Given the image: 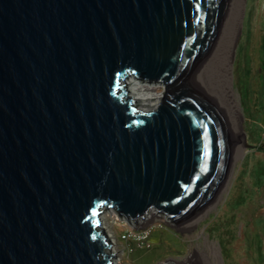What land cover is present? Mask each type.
<instances>
[{"label": "water", "instance_id": "95a60500", "mask_svg": "<svg viewBox=\"0 0 264 264\" xmlns=\"http://www.w3.org/2000/svg\"><path fill=\"white\" fill-rule=\"evenodd\" d=\"M226 1L0 0V264H114L106 210L140 229L208 202L229 133L192 74Z\"/></svg>", "mask_w": 264, "mask_h": 264}, {"label": "rangeland", "instance_id": "374dc122", "mask_svg": "<svg viewBox=\"0 0 264 264\" xmlns=\"http://www.w3.org/2000/svg\"><path fill=\"white\" fill-rule=\"evenodd\" d=\"M143 83L155 85L157 92H162L159 100L151 103L154 105L143 103L134 94L140 86L132 77L125 86L129 96L144 111H150L161 103L166 86ZM233 83L243 111L244 145L223 199L211 211H199L177 225L164 215L152 214L138 227L154 225L149 237L151 247L135 250L143 253L138 264H196V258L206 249L207 238L220 246L225 264H264V0H245L233 58ZM102 219L113 243L114 259L131 264L130 253L120 240L129 224L111 210H106Z\"/></svg>", "mask_w": 264, "mask_h": 264}, {"label": "bare ground", "instance_id": "6f19581e", "mask_svg": "<svg viewBox=\"0 0 264 264\" xmlns=\"http://www.w3.org/2000/svg\"><path fill=\"white\" fill-rule=\"evenodd\" d=\"M244 10L245 0L226 1L225 14L219 22L210 48L192 74V85L195 89L217 107L229 133L230 142V160L225 178L217 191L203 206L204 208L199 211L206 209L209 212L216 208L223 199L229 176L237 159L243 155V111L239 95L234 89L233 58L241 33ZM133 81L140 86L136 89L138 93L134 94L143 103L154 105L151 103L161 97L162 92H157L154 88L155 85L143 83L135 78ZM206 243V249L198 255L196 264H225L220 246L209 241L208 238ZM114 264H120V262L114 259Z\"/></svg>", "mask_w": 264, "mask_h": 264}, {"label": "built area", "instance_id": "2783aa9c", "mask_svg": "<svg viewBox=\"0 0 264 264\" xmlns=\"http://www.w3.org/2000/svg\"><path fill=\"white\" fill-rule=\"evenodd\" d=\"M157 214V213H152ZM152 214L148 215V217L142 221L144 223L148 218L152 216ZM154 225L146 226L142 229H137L132 226H127L124 233L121 235V241L125 243V249L128 253H133L137 249H148L151 247L149 242V237L153 232ZM113 245V243H112ZM124 249V250H125Z\"/></svg>", "mask_w": 264, "mask_h": 264}, {"label": "crops", "instance_id": "0c3cea01", "mask_svg": "<svg viewBox=\"0 0 264 264\" xmlns=\"http://www.w3.org/2000/svg\"><path fill=\"white\" fill-rule=\"evenodd\" d=\"M143 253L141 251H134L133 253H130L128 256V259L130 260L131 264H138L139 261L143 259L142 256Z\"/></svg>", "mask_w": 264, "mask_h": 264}]
</instances>
